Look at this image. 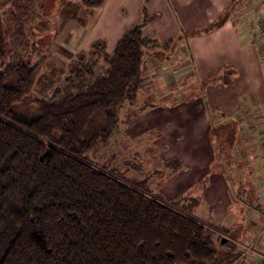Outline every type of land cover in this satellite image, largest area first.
Instances as JSON below:
<instances>
[{
    "label": "trees",
    "instance_id": "trees-1",
    "mask_svg": "<svg viewBox=\"0 0 264 264\" xmlns=\"http://www.w3.org/2000/svg\"><path fill=\"white\" fill-rule=\"evenodd\" d=\"M80 1L91 10L106 2ZM143 13L112 51L105 39L93 41L90 52L81 51L88 62L73 93L62 96L58 86L42 100L33 91L47 57L38 63L31 57L11 60L9 31L0 20V264L238 260L236 236L196 216L198 198L166 202L155 194L149 176L128 178L102 160L121 109L141 90L147 60L167 62L174 48L173 40L160 45L146 35L150 17ZM102 60L108 69L98 75ZM164 165L172 177L181 159Z\"/></svg>",
    "mask_w": 264,
    "mask_h": 264
},
{
    "label": "crops",
    "instance_id": "crops-1",
    "mask_svg": "<svg viewBox=\"0 0 264 264\" xmlns=\"http://www.w3.org/2000/svg\"><path fill=\"white\" fill-rule=\"evenodd\" d=\"M259 1L106 0L105 5L97 9L139 12L134 20L125 19L126 28L118 37L112 33L110 37L101 38L106 40L109 51L129 26L143 20L144 10L150 17L146 35L155 38L160 45L174 41L169 61L147 60L152 65L147 64L145 76L149 80L147 78L145 86L152 82L157 84L151 72L161 74L166 68H172L173 74L193 82L212 80L205 86L202 101L195 102V107L186 110L187 105L173 111L177 115V137L180 139L178 156L183 159L187 153L190 142L182 143L181 136L185 135L186 123L193 118L190 137L195 146L194 155L200 162L195 163L193 173L180 172L172 178L176 182L169 185L175 184L170 191L177 187L174 195L187 194L200 187L194 198L200 200L197 213L201 219L236 236L235 242L241 251L252 250L253 254L245 256L241 264H260L264 252V37L259 38L253 32L255 21L264 15ZM158 10L163 14L159 18L155 16ZM200 11L205 13L206 20L200 19ZM126 14L129 16L130 11ZM108 18L112 20L100 18L104 26L118 25L114 16L108 14ZM205 24L214 27L211 35L196 36L195 30ZM151 26L155 28L148 32ZM184 27L192 29L193 36L183 34ZM168 97L162 96L159 103L164 104ZM200 116L203 118L199 119ZM203 153L211 157L206 163L202 162ZM232 158L236 159L231 161ZM214 161H218L217 167L213 166ZM228 177L232 181L229 182ZM233 206L235 210L231 213ZM256 224L260 226L258 230L263 241L254 249V243L248 245L247 242L252 241V229Z\"/></svg>",
    "mask_w": 264,
    "mask_h": 264
},
{
    "label": "rangeland",
    "instance_id": "rangeland-1",
    "mask_svg": "<svg viewBox=\"0 0 264 264\" xmlns=\"http://www.w3.org/2000/svg\"><path fill=\"white\" fill-rule=\"evenodd\" d=\"M3 2L4 0H0V20L9 31L8 48L11 50V60L18 57H31L33 63H38L43 57H47L45 68L33 91V96L37 100L50 98L58 86H62V96L73 93L74 85L84 78L81 68L88 62L89 55L87 54V57L82 59L85 55H79L81 51L90 52L91 43L99 38H104V35L110 37L112 33H116L115 37H118L126 28L123 25L125 19L133 18L134 20L139 16V12L136 10H104L102 12L97 9H86L80 0L78 2L72 0H18L13 6L10 3L3 5ZM259 2L260 9L264 13V0ZM126 11H130L129 16ZM108 14L112 18L113 16L116 18L118 25L104 26L102 24L104 20H112L108 18ZM161 15H163L161 10L155 14L158 18ZM199 16L200 19L206 20L203 11H200ZM100 18L104 20H100ZM261 19L256 20V24L254 22L255 27ZM154 26H151L147 31L153 32L156 27ZM213 28L207 24L202 25L195 30L196 36L207 37L211 35ZM183 34L193 36L192 29L184 27ZM148 65L151 66L152 63L149 62ZM107 69L108 64L102 60L95 71L98 75H104ZM171 69L166 68L161 74L160 72H151L152 80L156 79L157 84L152 82L150 86H145L148 77L144 73V81L137 97L131 102L127 101L120 111L119 127L104 148L102 160L126 173L128 178L143 179L149 176L150 184L157 191L155 193L157 196L162 197L166 202L177 203L185 201L187 198L197 197L200 187L194 188L187 194L174 195L173 192L177 191V187L170 191L175 184L169 185V183L176 182L172 178L180 172L193 173L195 163L200 160L197 159V155H194L195 146L192 144V137H190L193 131V118L186 123L185 135L181 136L182 143L190 142L186 149L187 153L183 155V159L178 156L177 142L180 139L177 137V115L173 114V111L187 105L186 110L195 107V102L202 101L204 96L202 91L205 90L206 85L211 84L212 80L193 82V80L183 79V77L180 78L173 74ZM68 78H71L69 83L66 82ZM169 81L170 84L167 85ZM184 83L190 85H183ZM162 96H169L164 104L159 103ZM202 118L199 117V119ZM183 130L181 128V132ZM202 156L204 163L211 158L206 153H203ZM175 158L181 159V167L177 173L169 177L168 175L172 171L164 164ZM233 159L236 158H232L231 161ZM217 162L214 161L213 166L215 164L217 167ZM229 170L228 173H230ZM228 181H232V178L228 177ZM233 200H235L234 196ZM234 210L233 206L230 212L232 213ZM196 216L201 219L198 213ZM232 218L231 216L229 220ZM258 229L260 226L258 228L256 224L252 229V241L247 242L248 245L254 243V249H257L263 241L262 233ZM237 251L241 253L246 250L237 249ZM252 254V252L246 253V256ZM243 259L244 256L241 253L235 264H241Z\"/></svg>",
    "mask_w": 264,
    "mask_h": 264
},
{
    "label": "built area",
    "instance_id": "built-area-1",
    "mask_svg": "<svg viewBox=\"0 0 264 264\" xmlns=\"http://www.w3.org/2000/svg\"><path fill=\"white\" fill-rule=\"evenodd\" d=\"M264 15L263 18L261 19V21L256 25L255 27V31L254 34L259 37V38H263L264 37ZM246 251L243 252V256H246V253H250L252 250L250 248H246Z\"/></svg>",
    "mask_w": 264,
    "mask_h": 264
},
{
    "label": "water",
    "instance_id": "water-1",
    "mask_svg": "<svg viewBox=\"0 0 264 264\" xmlns=\"http://www.w3.org/2000/svg\"><path fill=\"white\" fill-rule=\"evenodd\" d=\"M223 243H226V240H224Z\"/></svg>",
    "mask_w": 264,
    "mask_h": 264
}]
</instances>
